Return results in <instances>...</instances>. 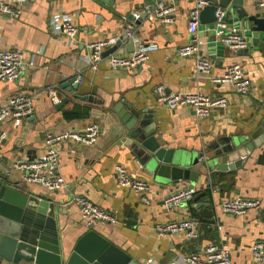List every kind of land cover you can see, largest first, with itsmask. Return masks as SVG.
I'll return each instance as SVG.
<instances>
[{
    "label": "crops",
    "instance_id": "0c3cea01",
    "mask_svg": "<svg viewBox=\"0 0 264 264\" xmlns=\"http://www.w3.org/2000/svg\"><path fill=\"white\" fill-rule=\"evenodd\" d=\"M145 1L28 0L20 17L0 16V45L19 49L26 61L34 62L20 80L0 83V105L6 104L12 94L22 92L31 97L34 108L19 126L9 120L3 123L8 137L0 148V170L5 163L13 166L19 158L32 160L42 156L48 131L82 129L92 121H99L102 129L95 145L75 142L58 145L59 172L66 179L67 188L50 191L23 181L19 170H11L10 179L21 181L29 194L55 203L64 258L93 229L130 255L131 262L136 264H184L186 255L209 242L225 246L230 251L231 264H264L257 262L252 252L256 242L264 241V166L254 164L260 151L244 170L232 173L228 179L218 178L215 185L209 184V173L202 169L196 183L182 181L176 186L165 183L161 187L145 173L128 147L118 143L107 145L111 135L104 131L101 119L94 116L95 112H104L108 117L115 107L123 112L129 111L128 107L147 109L151 112L152 129L159 138H165L168 146L196 156L211 155L238 137L251 141L264 119V11L257 6L260 0H242L247 14L242 18L235 5L237 0H229V22L247 37L249 46L245 49L233 51L215 41L214 22L200 25V36L208 42L205 50L213 62L212 74L222 75L233 63L242 64L251 82L247 95L236 93L230 84H213L206 76H197L193 56L178 54V48L189 40L188 19L196 0H175L174 20L170 24L147 18L143 11ZM216 3L219 5V0ZM66 18L79 27L75 40L57 32ZM127 26L135 30L132 43L131 39H123L114 51L108 50L116 44L107 49L104 56L113 52L130 55L137 44L146 43L151 45L150 60L135 70L115 69L106 61L93 69L88 44L113 39ZM73 77L79 78L77 88L63 86ZM161 83L168 92L199 90L214 97L225 96L228 105L199 119L188 107L171 109L158 102L154 88ZM50 88L57 89L58 100L49 95ZM75 93L77 97L73 96ZM78 113H84L83 117ZM108 126L113 129L114 124ZM117 164L149 181L150 204L119 185ZM189 185L198 188L194 198L174 211H167L164 197ZM238 195L259 199L260 205L243 216L224 212L222 202ZM78 196L115 213L120 223L88 228L75 202ZM185 217L199 221L197 238L189 239L184 233L162 235L156 230L158 225Z\"/></svg>",
    "mask_w": 264,
    "mask_h": 264
},
{
    "label": "built area",
    "instance_id": "2783aa9c",
    "mask_svg": "<svg viewBox=\"0 0 264 264\" xmlns=\"http://www.w3.org/2000/svg\"><path fill=\"white\" fill-rule=\"evenodd\" d=\"M28 0H0V16L20 17L23 12V5ZM31 1V0H29ZM197 5L190 11L188 19L189 40L186 44L178 48L181 57L193 56L195 60L197 76H206L213 84L227 83L240 95H247L251 90V82L246 76V72L240 63H233L222 75L212 74L213 62L208 52L205 50L207 41L200 36L201 12L209 4L208 0H196ZM175 0H147L144 3L143 11L147 18L151 20H161L167 24L173 22ZM258 8L264 11V0L257 4ZM216 21L214 22L215 41L226 45L230 50L239 51L249 46V41L243 31L229 22V11L227 7L217 6ZM60 34H64L75 40L79 33V27L69 18L60 22L58 26ZM135 30L127 26L123 33L113 39H102L90 42V66L97 69L99 64L106 61L115 69L135 70L150 60L151 45L139 43L135 46L130 55L111 53L104 56V52L116 44L121 39H133ZM33 61H26L21 50L4 47L0 45V83L15 82L23 77L29 65ZM79 80V78H77ZM49 95L58 100L57 89L50 88ZM154 94L158 102L166 104L169 108L178 107L190 108L199 119L207 118L212 111L217 108H225L228 100L225 96H210L199 90L184 92H168L167 86L163 83L154 88ZM32 99L27 94L17 92L12 94L6 104L0 105V148L8 137V131L2 127L6 121H11L14 125L22 124L23 118L33 112ZM99 121H92L82 129L67 128L60 131H48L45 134V153L32 160L23 158L17 159L12 168L22 173L25 182L39 184L50 191L65 189L68 183L59 172L60 152L58 145L63 142H75L83 146L95 145L101 132ZM118 183L122 188H127L140 196L141 201L150 204L151 184L148 180L130 172L122 164L115 166ZM198 188L189 185L177 189L166 195L163 199L165 209L169 212L177 209L181 204L188 202L197 194ZM75 202L79 207L81 217L88 228H93L96 224L110 223L117 225L120 223L118 216L100 206L95 205L87 197L78 196ZM260 205L259 199H253L238 195L222 202V210L226 213L243 216L250 208ZM199 221L196 218L185 217L181 220H174L163 225H158L156 230L162 234L184 233L189 239L198 237ZM221 228V226H219ZM252 252L257 262L264 261V241H258L252 246ZM151 261V260H150ZM32 264L27 262L4 264ZM230 251L221 244L209 242L203 247H198L195 251L185 256L184 264H231ZM128 264H136L129 262ZM173 264H177L174 262Z\"/></svg>",
    "mask_w": 264,
    "mask_h": 264
},
{
    "label": "water",
    "instance_id": "95a60500",
    "mask_svg": "<svg viewBox=\"0 0 264 264\" xmlns=\"http://www.w3.org/2000/svg\"><path fill=\"white\" fill-rule=\"evenodd\" d=\"M208 1L209 4L201 12L202 23L216 21L215 12L218 4L216 0ZM219 5L228 7L229 0H219ZM235 5L239 10V17H246L242 0H237ZM250 17L258 20L256 16ZM122 41L121 37L108 51H114ZM132 41L131 39V43ZM69 85H71L69 89L77 88L79 86L77 77L63 84ZM73 96L77 97L78 94L75 93ZM128 108L129 111L123 112L119 107H115L113 114L108 117L104 112H95L94 116L101 119L105 125L104 131L111 135L108 136L107 145L118 143L128 147L145 173L160 183L161 187L166 184L176 186L182 181L196 183L202 169L209 173V184L215 185L218 178L228 179L232 173L244 170L247 162L255 157L257 151L260 152L254 158V164L264 166V119L261 126L252 134L251 141L247 137H238L231 145L211 155L196 156L182 148L168 146L165 138H159L149 121L151 119L149 110ZM108 124H114L113 129ZM12 169V166L5 163L3 170H0V264L131 262L130 255L93 229L87 231L77 241L70 256L64 258L57 231L55 203L38 195L29 194L21 181H12L10 179Z\"/></svg>",
    "mask_w": 264,
    "mask_h": 264
},
{
    "label": "trees",
    "instance_id": "16d2710c",
    "mask_svg": "<svg viewBox=\"0 0 264 264\" xmlns=\"http://www.w3.org/2000/svg\"><path fill=\"white\" fill-rule=\"evenodd\" d=\"M79 114V113H78ZM84 113L82 115L79 114L80 117H83Z\"/></svg>",
    "mask_w": 264,
    "mask_h": 264
}]
</instances>
